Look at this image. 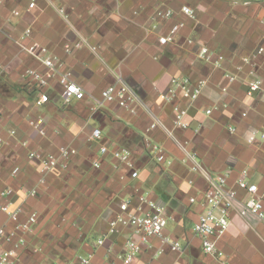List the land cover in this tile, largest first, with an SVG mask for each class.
Segmentation results:
<instances>
[{"label":"crops","instance_id":"obj_1","mask_svg":"<svg viewBox=\"0 0 264 264\" xmlns=\"http://www.w3.org/2000/svg\"><path fill=\"white\" fill-rule=\"evenodd\" d=\"M183 7L192 8L195 16L183 15ZM167 10L175 13L172 18L157 16ZM177 23L183 24L177 37L161 45L159 39ZM27 30L30 35L22 41ZM19 41L47 48L86 99L66 104L57 78L47 87L24 80L27 69L44 73L45 68L21 50ZM202 47L214 61L224 58L219 67L199 58ZM178 77L205 82L199 99L187 105V130L174 127L172 105L159 97ZM259 80L261 90L248 96L250 85ZM121 82L142 100L137 114L116 103L92 111L101 92ZM42 94L49 96L48 103L40 102ZM38 118L45 121L46 136L29 125ZM155 120L174 137L189 141L194 162H183L186 154L165 130L145 133ZM95 128L102 132L100 141L91 140ZM261 133L264 0H38L34 9L29 0H0V193L12 188L13 207L38 214L21 251L22 264H74L88 256L90 264H123L119 257L127 241L137 237L131 224L116 223L120 206L129 202V213L140 207L146 211L145 199L165 208L170 219L165 234L180 243L181 251L153 238L138 264H264V222L255 216L232 215L218 243L220 258L205 255L193 231L197 201L208 186L203 173L192 170L195 162L212 177L229 174L231 187L248 171V182L258 186L264 203ZM147 137L164 147L171 166L155 161L146 148ZM102 146L110 153L101 154ZM61 147L77 151L65 171L43 173L40 162L28 156L30 151L58 155ZM114 150L131 153L137 179L113 158ZM15 167L20 173L12 177ZM30 191L37 195L28 196ZM240 198L246 195L241 192ZM4 224L14 222L0 214V226Z\"/></svg>","mask_w":264,"mask_h":264},{"label":"built area","instance_id":"obj_2","mask_svg":"<svg viewBox=\"0 0 264 264\" xmlns=\"http://www.w3.org/2000/svg\"><path fill=\"white\" fill-rule=\"evenodd\" d=\"M37 2L38 0H29V9L36 8ZM181 13L188 17L195 16V11L190 7H183ZM174 14L172 10H167L159 12L157 16L169 19L172 18ZM182 26V23L175 24L170 29L168 35L162 36L159 39L160 44L163 46L171 44L177 37ZM29 35L30 30H27L25 32V37H22V41ZM22 41L18 42L21 50L25 51L45 68L44 73L33 68L27 69L22 75L24 80L37 84L40 87H47L52 79L57 78L58 84L61 87V98L66 104L70 103L72 100L83 101L86 99L87 95L82 87L71 79L70 73H61L63 63L58 58L51 56L47 48L36 43L25 46ZM259 52H263V49H260ZM198 56L200 59L213 64L215 67H219L224 60L222 56H218L214 61L213 54L206 47L201 48ZM228 79L230 82L235 80L232 76H228ZM172 84L171 90L168 93L160 94L159 97L163 103L172 105L174 127L187 130L189 128V124L185 121L188 113L187 105L199 99L205 82L200 81L194 84L186 77H178L174 79ZM262 85L263 81L261 80L251 84L247 95L250 97L253 96L261 90ZM223 91L226 92L227 89L224 88ZM178 99L182 100L185 106H183L181 102H177ZM49 100L50 98L46 94H42L40 97V102L42 104L48 103ZM111 103H116L120 108L125 109L130 114L136 115L138 107L142 105V100L130 85L121 82L119 85L104 89L101 92L100 99L97 101V105L92 108V111H97L106 104ZM207 114H212V110H208ZM29 125L41 136H46L44 119L38 118L36 120H31ZM159 129L165 130L175 141L177 147L186 154L187 157L186 160H183L184 163L187 160H193L194 162L195 155L190 153L189 141L174 137L173 133L159 120L150 123L145 133L152 134ZM10 134L14 136L16 132L11 131ZM101 139V130L98 128L93 129L91 140L100 141ZM261 139L264 141V133H261ZM3 145V140L0 138V151ZM23 145L26 146L27 143L25 142ZM145 145L158 164L167 166L172 165L173 162L169 160L167 152L162 145L151 141L148 137L145 140ZM100 151L103 155L110 153L106 146H102ZM76 154L77 151L75 149L61 147L58 151V155H43L36 151H30L28 156L29 159L38 160L40 162L43 173H51L56 169L67 170L71 158ZM112 156L121 165H125L131 170L132 179H137L139 177L131 153L122 150H114L112 151ZM94 166L97 168L100 167L98 162H95ZM192 170L197 173H203L208 182V186L202 193L200 201H197L200 211L198 219L193 226V231L200 239L203 253L208 256L220 258L222 257V253L218 249V243L228 232L232 215L237 214L241 218L252 215L264 222V203L259 194L258 186L248 182V171H242L240 177L235 182V187H231L229 185V174L212 177L196 162ZM19 173L20 168L15 167L11 171V176L16 177ZM192 183L193 182L190 181V184ZM241 192L246 195L245 199L240 198ZM36 195V191H30L28 193L30 197H35ZM13 196L14 190L12 188H6L0 193V214L6 215L9 220L14 222L12 226L8 224L0 226V264H22L21 251L27 248L29 236L38 222V214L36 212L26 213L22 207H13ZM195 200L196 199L191 198L190 202L194 203ZM143 204L147 206V210L145 211L140 207L137 209L136 213H129V202H124L120 206L121 213L116 223L124 225L131 224L134 227V234L137 237V239H129L127 241L125 253L119 257L123 264H138L136 262L137 257L146 247L148 248L150 246V240L153 238H159L169 243L174 251H181L180 243L168 238L165 234L170 221L165 208L148 199L143 200ZM98 243L99 245H103L104 240ZM160 254L161 252H158V255ZM90 262L91 256H88L80 258L74 264H90Z\"/></svg>","mask_w":264,"mask_h":264}]
</instances>
